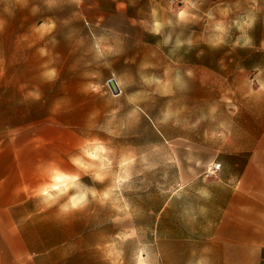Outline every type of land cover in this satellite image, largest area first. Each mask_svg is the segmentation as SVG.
<instances>
[{
  "label": "rangeland",
  "instance_id": "obj_1",
  "mask_svg": "<svg viewBox=\"0 0 264 264\" xmlns=\"http://www.w3.org/2000/svg\"><path fill=\"white\" fill-rule=\"evenodd\" d=\"M262 47L264 0H0V131L49 182L24 227L34 247L103 264L184 249L160 242L198 219L179 172L261 102Z\"/></svg>",
  "mask_w": 264,
  "mask_h": 264
},
{
  "label": "crops",
  "instance_id": "obj_2",
  "mask_svg": "<svg viewBox=\"0 0 264 264\" xmlns=\"http://www.w3.org/2000/svg\"><path fill=\"white\" fill-rule=\"evenodd\" d=\"M260 89L264 91V83ZM241 109L245 116L238 130L215 139V144H193L190 180L185 183L184 172H179L177 191L191 185L198 219L191 232H180L176 222L175 232L161 234V243L184 249L160 250L158 264H264V97L258 105ZM46 164L55 167L54 161ZM213 164L219 170L213 171ZM34 165L25 160L17 137L1 130L0 264H103L98 256L102 252L38 250L31 243L25 223L48 182L40 176L42 168ZM181 195H176L177 203ZM165 208L167 204L161 218Z\"/></svg>",
  "mask_w": 264,
  "mask_h": 264
},
{
  "label": "clouds",
  "instance_id": "obj_3",
  "mask_svg": "<svg viewBox=\"0 0 264 264\" xmlns=\"http://www.w3.org/2000/svg\"><path fill=\"white\" fill-rule=\"evenodd\" d=\"M99 150L100 151H106V149H104V148H100ZM73 162L78 163V161H76L75 159H73ZM56 179H58V178H56ZM72 179H79V177L75 176V177H72ZM84 200H85L84 196H80L79 199L77 197H71V208H73V209L77 208L81 204V202H83ZM63 210L67 211L68 206L67 205L63 206Z\"/></svg>",
  "mask_w": 264,
  "mask_h": 264
},
{
  "label": "built area",
  "instance_id": "obj_4",
  "mask_svg": "<svg viewBox=\"0 0 264 264\" xmlns=\"http://www.w3.org/2000/svg\"><path fill=\"white\" fill-rule=\"evenodd\" d=\"M219 168H220L219 164H213V166H212L213 171H217V170H219Z\"/></svg>",
  "mask_w": 264,
  "mask_h": 264
},
{
  "label": "snow or ice",
  "instance_id": "obj_5",
  "mask_svg": "<svg viewBox=\"0 0 264 264\" xmlns=\"http://www.w3.org/2000/svg\"><path fill=\"white\" fill-rule=\"evenodd\" d=\"M57 178H58V179H63L62 177H59V176H58ZM105 197H107V194H105Z\"/></svg>",
  "mask_w": 264,
  "mask_h": 264
}]
</instances>
